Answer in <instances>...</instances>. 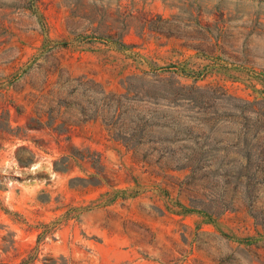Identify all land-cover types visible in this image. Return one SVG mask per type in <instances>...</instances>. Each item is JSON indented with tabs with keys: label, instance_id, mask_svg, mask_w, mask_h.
Instances as JSON below:
<instances>
[{
	"label": "rangeland",
	"instance_id": "obj_1",
	"mask_svg": "<svg viewBox=\"0 0 264 264\" xmlns=\"http://www.w3.org/2000/svg\"><path fill=\"white\" fill-rule=\"evenodd\" d=\"M0 264H264V0H0Z\"/></svg>",
	"mask_w": 264,
	"mask_h": 264
}]
</instances>
